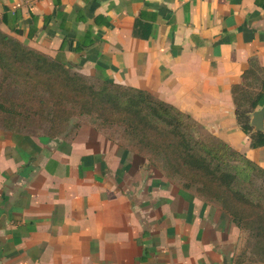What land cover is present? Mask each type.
Wrapping results in <instances>:
<instances>
[{
	"label": "crops",
	"instance_id": "crops-1",
	"mask_svg": "<svg viewBox=\"0 0 264 264\" xmlns=\"http://www.w3.org/2000/svg\"><path fill=\"white\" fill-rule=\"evenodd\" d=\"M0 29L147 90L264 168L232 91L264 72V0H0ZM147 163L91 126L44 142L0 130V264H236L231 216Z\"/></svg>",
	"mask_w": 264,
	"mask_h": 264
},
{
	"label": "trees",
	"instance_id": "trees-1",
	"mask_svg": "<svg viewBox=\"0 0 264 264\" xmlns=\"http://www.w3.org/2000/svg\"><path fill=\"white\" fill-rule=\"evenodd\" d=\"M0 69L6 75H13L12 80L22 83L28 90L26 102L24 98L9 100L1 95L0 84V114L16 115L17 118L21 108L26 110L24 102L31 100L32 111L31 108L27 111L38 114L35 102L44 107L51 106L52 122H56L57 117L63 119L64 110L80 106L89 111L109 113L108 120L124 125L128 139L136 142L134 152L162 159L167 174L186 178V188L199 182L206 197L223 205L229 200L241 204L245 213L239 217L232 214L236 223L248 230V238L236 257V264H264L262 166L216 137L190 114L147 90L110 79L96 78L97 84L90 83L87 81L90 77L74 70L62 54L52 57L1 29ZM248 85H253L255 90H247ZM232 91L237 120L250 136L251 146H263L264 131H253L249 114L264 102V72L246 71L243 82L235 84ZM38 92L47 93V97L34 96ZM12 122L9 118L3 125L12 129L15 124Z\"/></svg>",
	"mask_w": 264,
	"mask_h": 264
},
{
	"label": "rangeland",
	"instance_id": "rangeland-1",
	"mask_svg": "<svg viewBox=\"0 0 264 264\" xmlns=\"http://www.w3.org/2000/svg\"><path fill=\"white\" fill-rule=\"evenodd\" d=\"M90 78H87V81L93 84H97V77H92L91 75H86ZM13 75H6L0 69V84L2 86L1 95L6 99H13V100H20L22 98L27 101L28 98V90H25L22 83L14 82L12 80ZM101 79V78H98ZM105 79V78H103ZM247 90L254 91L255 88L252 85L247 86ZM39 95L42 98L47 97V93H36L34 96ZM32 98V93H31ZM23 108L26 110L20 109V113L16 115H7V114H0V130H4L7 132L12 133L16 136H32L36 141L44 142L45 139L52 136V139L59 140L60 138H67L73 139L79 132V130L84 126H91L103 132L105 137H108L111 140L118 142L121 148L131 147L133 152L135 151L134 144L136 143L134 140L128 139V135L125 132V126L118 124L116 122H110L108 120L109 113H103L99 111H89L84 106L74 107L67 109L62 112L63 119L56 118V122L51 121V111L52 107H44L40 104L35 102V109L38 114L32 115V100L30 103H25ZM31 108V111H27ZM69 114V115H68ZM12 118L13 122L15 123L12 129H7L5 125H3V121ZM91 132H87L86 134H90ZM131 150V151H132ZM148 160V165H154L158 169L162 170L164 174L170 178H172L177 184L181 185V188L190 191L203 199L208 201L211 200L214 204L221 207L227 214L231 216L234 222H236V218L234 217L237 215H243L245 212L243 211V207L241 204L236 203L235 200H229L225 203V205L220 204L215 199H210L202 194L201 186L202 184L199 182H194L192 187L186 188L184 186L185 179L184 177L178 174H167L166 168L163 166L162 159L154 158L152 155H146ZM138 160V159H137ZM205 193H208L205 190ZM209 194V193H208ZM257 194V193H256ZM259 195V194H257ZM235 213V215L233 214ZM238 224V223H237ZM239 226V225H238ZM242 231L244 232V248L246 244V240L248 238V230L244 229L243 227L239 226ZM241 248V249H242Z\"/></svg>",
	"mask_w": 264,
	"mask_h": 264
},
{
	"label": "water",
	"instance_id": "water-1",
	"mask_svg": "<svg viewBox=\"0 0 264 264\" xmlns=\"http://www.w3.org/2000/svg\"><path fill=\"white\" fill-rule=\"evenodd\" d=\"M102 1H106V0H102ZM263 121H264V104L260 109L255 110L252 113V118L250 120V123L255 127L257 131H261L264 129Z\"/></svg>",
	"mask_w": 264,
	"mask_h": 264
}]
</instances>
